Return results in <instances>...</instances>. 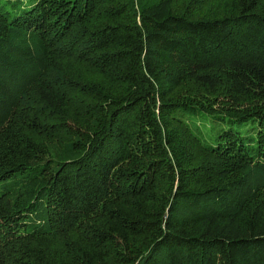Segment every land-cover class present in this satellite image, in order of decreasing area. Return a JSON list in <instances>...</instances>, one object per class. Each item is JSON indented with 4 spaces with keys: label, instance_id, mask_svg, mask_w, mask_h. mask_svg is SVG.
Instances as JSON below:
<instances>
[{
    "label": "trees",
    "instance_id": "1",
    "mask_svg": "<svg viewBox=\"0 0 264 264\" xmlns=\"http://www.w3.org/2000/svg\"><path fill=\"white\" fill-rule=\"evenodd\" d=\"M0 0V264H264V0Z\"/></svg>",
    "mask_w": 264,
    "mask_h": 264
},
{
    "label": "rangeland",
    "instance_id": "2",
    "mask_svg": "<svg viewBox=\"0 0 264 264\" xmlns=\"http://www.w3.org/2000/svg\"><path fill=\"white\" fill-rule=\"evenodd\" d=\"M193 1H195V0H176L175 2H177V4L179 6L183 7V5L190 4Z\"/></svg>",
    "mask_w": 264,
    "mask_h": 264
}]
</instances>
